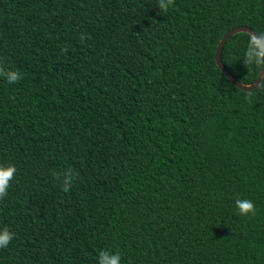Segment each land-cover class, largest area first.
Here are the masks:
<instances>
[{"label":"trees","instance_id":"trees-1","mask_svg":"<svg viewBox=\"0 0 264 264\" xmlns=\"http://www.w3.org/2000/svg\"><path fill=\"white\" fill-rule=\"evenodd\" d=\"M239 25L264 32V0H0V65L22 74L0 76V264H264V77L245 91L216 61ZM248 40L222 58L250 84Z\"/></svg>","mask_w":264,"mask_h":264},{"label":"clouds","instance_id":"clouds-1","mask_svg":"<svg viewBox=\"0 0 264 264\" xmlns=\"http://www.w3.org/2000/svg\"><path fill=\"white\" fill-rule=\"evenodd\" d=\"M174 4V0H157V7L162 13H167L170 7ZM87 34L81 33V43H84ZM67 48L62 49L67 55ZM243 62L246 67L253 64L259 68L264 69V32L249 33V40L247 48L244 52ZM0 76H2L9 84L18 83L22 79V74L15 69H6L0 65ZM16 167L12 163L0 164V199H4L8 194V189L11 186V181L15 178ZM63 191L68 192L78 176V173L69 168L60 173H54ZM235 206L240 215L255 214V204L252 200L236 198ZM15 233L7 226L0 228V248H6L14 239ZM121 256L118 252L114 253L110 250H100L97 256V264H121Z\"/></svg>","mask_w":264,"mask_h":264},{"label":"water","instance_id":"water-1","mask_svg":"<svg viewBox=\"0 0 264 264\" xmlns=\"http://www.w3.org/2000/svg\"><path fill=\"white\" fill-rule=\"evenodd\" d=\"M239 32H255L257 33L251 26L248 25H239L236 26L232 29H230L220 40L218 46H217V51H216V61L219 66V68L226 74V76L240 89L245 90V91H251L255 88H257L263 81L264 77V69H261L258 73L257 79L250 84L244 83L240 81L227 67V65L224 63L223 58H222V51L223 48L228 41L229 38H231L233 35L239 33ZM258 34V33H257Z\"/></svg>","mask_w":264,"mask_h":264}]
</instances>
